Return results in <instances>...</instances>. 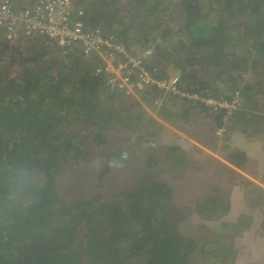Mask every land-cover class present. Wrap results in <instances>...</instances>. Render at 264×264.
<instances>
[{
	"label": "trees",
	"instance_id": "16d2710c",
	"mask_svg": "<svg viewBox=\"0 0 264 264\" xmlns=\"http://www.w3.org/2000/svg\"><path fill=\"white\" fill-rule=\"evenodd\" d=\"M74 5L84 9L88 28L129 50L130 32L139 33L143 51L159 36L162 47L155 48L147 64L157 79L168 78V66L178 68L180 94L237 100L233 130L241 125L264 132V0H75ZM120 11L125 15L117 19ZM177 11L178 24L164 19ZM12 50L0 42V62L15 58ZM30 55L16 57L18 79L0 77V264H191L194 242L179 233L175 190L165 179L174 168L168 160L180 154L187 161L191 154L178 144H161L158 154L148 155V139L157 136L153 128L163 125L150 117L136 128L129 103L120 101L125 96L107 85L106 76L95 72L97 63L78 49L63 54L49 43L30 48ZM164 94L153 87L131 101L161 95L163 101ZM173 98L185 103L176 126L188 127L195 115L187 108H199L214 120L210 124L217 133L230 132L225 112L182 95ZM57 103L61 107L55 108ZM69 104L76 106L67 109ZM63 112L78 123L62 128ZM112 114L118 117L115 126L105 130L110 124L105 115ZM202 133L191 134L198 138ZM132 136L137 141H129ZM224 159L235 175L254 162L242 147L229 148ZM65 171L75 177L70 189L64 187ZM222 195L213 187L192 209L201 218L206 213L207 221H221L219 214L228 215L233 205L231 196ZM244 214L233 226L236 232L251 219ZM210 245L216 251L217 244Z\"/></svg>",
	"mask_w": 264,
	"mask_h": 264
},
{
	"label": "rangeland",
	"instance_id": "374dc122",
	"mask_svg": "<svg viewBox=\"0 0 264 264\" xmlns=\"http://www.w3.org/2000/svg\"><path fill=\"white\" fill-rule=\"evenodd\" d=\"M13 1L15 5L19 7L21 4L24 6L33 0ZM73 2L75 4V0H73ZM121 12L122 11L116 13L117 19H121L122 16L125 15L121 14ZM123 12L126 13L125 11ZM178 16L179 15L177 11L174 14L171 13L170 17L164 19L166 21H170L172 24L175 20L178 24L180 20ZM132 21V18L128 20L129 23H132ZM127 39L130 43L132 42L130 44L132 50L139 53H143L146 50H151L152 56L155 53V48L157 46L162 47L163 44L160 42V37L158 36L156 37L155 41L152 43L150 42L149 45H151L143 51L141 47L143 44H145V42H143V39H140V35L137 31L130 32L127 35ZM0 42H7L3 35H0ZM7 43L14 49L12 50L14 52L11 53L15 58H9V61L8 59H5L3 62H0V77L3 79L5 76H7L10 80L18 79V76L20 75V72L18 71L20 60L16 59L17 56L22 55L23 58H30L32 57L30 55V48L33 47L39 49L41 47H45V45H49V43H45L41 39L22 40L20 42ZM49 50L52 51V48L50 47ZM57 55L59 56L57 52H53V56ZM15 59V66L10 65V63H12ZM88 62L91 61L88 60ZM43 68L44 66L42 65L38 67L39 70ZM166 73L168 79L173 75L177 76L179 74L180 76V70L178 68H172V66L167 67ZM117 96H120L119 100L122 98L119 94H117ZM161 96H157V98L155 97L154 101L152 98H150L149 101L148 99L144 100L141 98L140 103L131 101L136 99L132 97H124L120 101L123 102L124 100L129 103L126 105L128 115L134 116L139 122H137V124L134 123L136 128L141 127L143 122H148L147 118L150 117L154 119V121L156 120L163 125L160 128H153V131L157 132V136L155 138L148 139L152 145V147L149 148V152H146L148 155H151L155 152L158 154V148L161 146V144L162 146L166 147H173L178 144L183 150L182 152H185L189 155L191 154L187 161H182L183 159L180 158V154H176L175 159H166L168 160L167 162L174 161V164H172L174 165V168L170 167L171 169H168L167 175L165 176L166 182L170 184L175 190V201L173 203V207L179 233L182 235V237H192V242H194V251L192 252L190 263L264 264L263 130L257 131L255 127L248 128L246 130L245 127L242 128L241 125H238L233 130V128L237 125L236 120L238 117L236 116L231 121L230 118L227 120V122L230 121L229 126L231 125V127H228L230 132H224L225 130L220 132L218 130L219 132L217 133V128L214 126L215 123L213 122L214 120H208L207 114L200 111L199 108H187V110H192L191 112H193L192 114L195 116L189 118L191 121L188 127H178L176 126V123L178 122L177 118H180L181 112L185 111V107H183L185 106V103H176L174 98L168 93L164 94L163 101ZM140 104L143 105V109L138 107ZM152 105L156 107L155 110L152 108ZM58 107L61 106H59L57 103L55 108ZM74 107L72 104H69L67 109H73ZM70 111L67 112L70 113ZM119 112L121 113L120 110ZM263 113L264 109L261 110L260 114ZM62 115L66 116V118L63 119L60 124L62 128H65L66 124L70 122L78 123L79 121L77 118L74 119L72 113L71 115H67L63 112ZM257 115L258 114H254V116ZM105 116H109L108 119L110 120V124L104 129H112V126H115L118 117H116L114 114ZM203 123L206 124L207 129L201 126ZM210 123H213L214 125L212 126ZM152 126L153 125H151V127ZM211 126L213 130L210 129ZM194 130H198L199 132L202 131L203 133L198 136V138H195L194 134H191L194 132ZM147 131L150 132L151 129H146V132ZM139 135L140 136L138 137L143 138V134L140 133ZM133 138L135 137L132 136L131 139ZM212 138H214V140H212ZM137 139L138 138L129 141H137ZM231 147H242L246 149L249 155L254 159V162H252L251 166L247 167L242 172L239 171L240 173L237 172L239 175H235L230 172V169H228L229 166L224 159L225 153H227ZM99 151H101L102 154L103 149H100ZM176 164L177 166H175ZM163 165L165 166V164ZM170 165L168 164V166ZM64 176L65 179L68 178V180L66 179L68 182L64 184V187L70 189V186L72 187L74 183L75 177H67V171H65ZM74 185L80 186L77 184ZM75 186L73 188H75ZM213 187H218V189H221L223 199L226 198L227 195L231 196L233 199V205L232 210L228 215L225 213L219 214L220 217L223 216L221 221L212 222L206 220V213L202 215L204 219L198 216V214L192 209L191 204L194 205L200 197L208 195L212 191ZM254 191L256 193H254ZM243 197L245 202H241ZM250 198L251 200L249 202ZM243 212H245L244 216L251 217V219L246 221V224L243 226H240L239 231L236 232L233 226H236L238 223L237 219L240 220V218L243 216ZM217 215L218 213L216 212L213 216ZM219 224L220 226L223 224L229 225L231 229L228 227L224 228L223 230H218ZM213 242L218 246L216 251H214V248L209 250L211 246L210 244Z\"/></svg>",
	"mask_w": 264,
	"mask_h": 264
},
{
	"label": "built area",
	"instance_id": "2783aa9c",
	"mask_svg": "<svg viewBox=\"0 0 264 264\" xmlns=\"http://www.w3.org/2000/svg\"><path fill=\"white\" fill-rule=\"evenodd\" d=\"M84 17V9L75 7L73 0H33L19 7L12 0H0V30L9 43L46 39L63 54L78 49L84 59L97 63L95 72L106 76L107 85L125 97L139 98L141 93L155 87L172 97L182 95L215 112L223 111L224 119L231 118L237 111V100L228 102L197 94H180L179 74L159 80L155 72H150L147 64L152 60L151 50L143 53L129 50L112 36L88 28Z\"/></svg>",
	"mask_w": 264,
	"mask_h": 264
}]
</instances>
